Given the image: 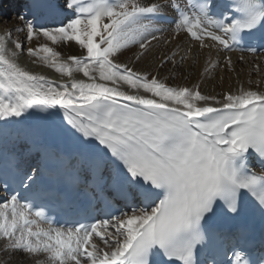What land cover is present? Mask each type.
<instances>
[{
	"label": "snow or ice",
	"instance_id": "snow-or-ice-1",
	"mask_svg": "<svg viewBox=\"0 0 264 264\" xmlns=\"http://www.w3.org/2000/svg\"><path fill=\"white\" fill-rule=\"evenodd\" d=\"M32 7L58 19L36 26L20 16L24 25L15 32L23 38L13 39V29L0 34V254L24 264H202L217 217L252 207L264 219V91L241 87L218 98L198 85L169 86L120 60L132 47L137 62L148 56L166 31L155 23L159 17L173 39L214 48L232 71L225 52L264 49V0H59ZM258 34L259 49L242 46ZM34 35L79 45L70 64L38 40L27 55L61 76L82 72L87 82L56 84L21 67ZM176 55H165L159 67L176 66ZM209 66L215 70L219 59ZM24 121L37 122L32 136L45 159L50 142L70 149L71 159L56 152L57 173L86 195L77 218L62 227L46 216L61 193L38 181L40 165L25 171L7 155L9 130ZM254 160L259 171L250 166ZM33 214L48 227L35 226ZM226 264H264V252L253 259L234 248Z\"/></svg>",
	"mask_w": 264,
	"mask_h": 264
},
{
	"label": "bare ground",
	"instance_id": "bare-ground-1",
	"mask_svg": "<svg viewBox=\"0 0 264 264\" xmlns=\"http://www.w3.org/2000/svg\"><path fill=\"white\" fill-rule=\"evenodd\" d=\"M28 6H23L20 3V0L13 1V7H24L25 13L21 16H24L27 20V17L32 19V23L36 17H40L47 9L33 8L32 4H56L59 0H24ZM19 3V6L17 5ZM4 7H7L4 5ZM7 10H12L11 12L17 11L14 8H9ZM7 15L8 11L0 12V15ZM1 17V16H0ZM20 17V16H19ZM16 17L5 16L0 18V34H4L8 29H13V39L23 38V32L17 33L15 29L20 28L24 25V21ZM157 24V23H156ZM158 26L164 27L166 31L160 36L159 43L157 41H152V48L148 56L142 59L141 61H136V53L139 51L137 48L132 47L131 50H126L124 55L120 57V60L123 63L128 64L129 67H133L136 70H146L151 72L152 75H158L161 79L165 80L169 86H180V87H190L194 88L199 86V90L203 94L216 95L219 96L229 90L235 92L241 87H251L252 90L264 91V55H245L235 52H225L224 56L230 57L232 62V71L222 70L220 68L226 69V64L223 57L219 56L216 53L214 48L212 49H201L197 41H189L181 37L179 41L172 38L169 32V25L157 24ZM37 40L40 43L46 44L53 48L54 51L61 53L59 61L61 63L67 62L71 63L67 59L69 54H79L81 51L79 45H75V42L64 41L63 47L60 44L52 45L51 41H47L43 36L36 37L34 35L33 41L31 44L25 41V54L23 57L18 59V63L21 67H24L28 71L44 75L47 79L53 81L56 84L60 83H69L72 77L77 79H82L87 82V77L83 76L82 72H73L71 76H61L59 73H56L54 69L48 68L43 64L38 58L29 57L27 55L28 46H37ZM168 41V43H165ZM72 44V48H68L67 45ZM191 47L192 51L188 53V49ZM177 53L175 56V65L172 62L167 63L163 68L159 67L160 60L167 55L172 57L173 53ZM187 55V59L183 63H180V57ZM43 56V53H40ZM219 59L220 66L215 70H212L209 66V60L215 61ZM209 66V70L206 73L205 67ZM256 72L252 75L251 73ZM249 82L252 83V86H249ZM124 87H127L126 85ZM31 123L30 121H24L18 125L13 126L9 130L8 141L13 143L19 150L20 156L27 158L26 165L30 163L31 158L34 161L37 160L39 150L36 146V139L32 136L30 130ZM36 152V154H35ZM94 240L98 238L94 237ZM45 257L41 255L40 260L43 261Z\"/></svg>",
	"mask_w": 264,
	"mask_h": 264
},
{
	"label": "rangeland",
	"instance_id": "rangeland-1",
	"mask_svg": "<svg viewBox=\"0 0 264 264\" xmlns=\"http://www.w3.org/2000/svg\"><path fill=\"white\" fill-rule=\"evenodd\" d=\"M17 5L19 6V3ZM5 11H8V14L7 15H4V13H3V15H0L1 17L5 16V18H8V17H10V18L11 17L18 18L19 17V14H21L23 12L21 10H20V12L19 11L11 12L12 10H5ZM220 69L227 70V68L226 69L220 68ZM251 74L254 75V74H256V72L251 73ZM249 86H252V83H249ZM0 264H24V261L20 260L19 258H14V260L12 262H9V258L8 257L3 256L2 254H0ZM29 264H31V261H29Z\"/></svg>",
	"mask_w": 264,
	"mask_h": 264
}]
</instances>
